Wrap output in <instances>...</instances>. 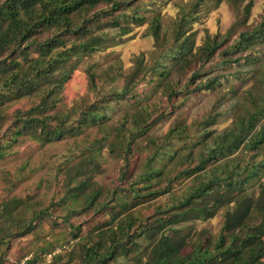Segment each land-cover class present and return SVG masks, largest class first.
Instances as JSON below:
<instances>
[{
  "label": "trees",
  "instance_id": "1",
  "mask_svg": "<svg viewBox=\"0 0 264 264\" xmlns=\"http://www.w3.org/2000/svg\"><path fill=\"white\" fill-rule=\"evenodd\" d=\"M212 1L224 0L181 4L166 25L150 0H0V264L30 238L21 264H264V71L258 91L238 98L231 88L235 114L223 129L216 102L202 118L177 117L164 135H150L193 95L222 89L228 77L211 69L248 61L228 56L264 43L263 19L233 46L225 47L234 26L198 44L194 26ZM144 26L153 48L128 69L121 59L89 65L93 96L67 107L74 72ZM70 140L39 182L49 202L41 191L15 193L29 163L19 173L4 165L21 146ZM104 151L121 163L107 185L98 180ZM49 177L60 179L56 187ZM220 214L218 234L198 227Z\"/></svg>",
  "mask_w": 264,
  "mask_h": 264
},
{
  "label": "rangeland",
  "instance_id": "2",
  "mask_svg": "<svg viewBox=\"0 0 264 264\" xmlns=\"http://www.w3.org/2000/svg\"><path fill=\"white\" fill-rule=\"evenodd\" d=\"M191 1L193 0H150V2H154L150 8L151 10L154 9L160 12L165 17V24L167 25L172 18L177 16L179 6ZM246 4L252 5L251 14L246 24H241ZM204 8L205 13L202 15L199 23L194 26V29L199 32L197 36L198 44L203 42L207 32L211 35H225L227 32H230L231 28L234 26L233 34L225 47L233 46V44L240 38L242 32L253 29L263 22L264 19V0H246L239 7L233 6L229 0H224L218 6L212 1ZM145 29V26L140 29H135L132 37L126 38L121 45L113 47L106 52L99 53L92 59L88 60L85 64H82L80 68L74 72L71 80L66 84L64 91V104L68 107L75 101H78L87 95L90 98L93 96V94L89 93V82L86 74V69L92 63H98L99 66L104 67L106 64H109L116 59H121L125 69H128L137 55L142 52L150 51L153 48V39L143 36ZM242 54L243 55H240V53H234L228 57L235 60L236 58H242L247 55L251 59L248 61L240 59L236 62L227 64V66L222 67V69L217 70V68L212 67V71H209L214 75L225 74L228 77V79H223L221 90L216 92H202L193 95L186 105L162 124L157 126L150 135L157 137L164 135L177 117L186 120L188 123L200 119L213 110L216 102L220 103V107L214 112H225V116L218 121L217 127L218 129H223L228 126L232 119L231 116L235 114V110H232V106H235V102L229 97L231 94V88L236 87L237 93L239 94L237 96L238 98L243 96L245 92H249V90L255 92L258 91L257 86L259 85L258 83L264 71V43H256L255 47ZM254 58H256L257 61L253 60ZM121 85L122 83L119 84V86ZM227 97L229 100L225 101ZM244 98H242V102L244 101ZM94 136L95 135L93 134L91 138H94ZM81 142H84V138ZM74 146L75 141L73 140L57 144L48 149L45 148L43 151L39 150L35 145L29 146V144H26L21 146V154L19 157L10 158V160L4 165L12 173H15V171L19 173L18 167L25 161H28L29 163L27 171L21 173L23 181L15 189V193L26 195L41 191V195H44L45 200L49 202L52 192L47 189V183L44 184L42 188H38L39 182L43 178L46 179L51 166L57 163L63 155L68 154L70 149ZM103 155L105 156L103 162L105 174L100 176L98 180L101 184L107 185L118 177L121 163L110 157L106 151H104ZM49 179L52 181L51 183L54 184V187L57 186L56 183L60 180L57 178L51 179V177H49ZM4 196V183L0 179V200H2ZM222 222L223 216L220 214L209 222L199 224L198 227L209 228V230L216 235L220 231ZM44 226L45 234H47L50 231V225L46 223ZM56 233H58V231ZM49 238H51V236H48V239ZM32 243L33 241L31 238L20 243H15L8 256V262L5 264L23 263L31 253L30 250ZM47 259H50V257L48 256Z\"/></svg>",
  "mask_w": 264,
  "mask_h": 264
}]
</instances>
